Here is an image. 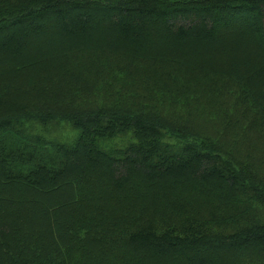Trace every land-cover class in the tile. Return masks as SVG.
<instances>
[{
    "label": "trees",
    "instance_id": "1",
    "mask_svg": "<svg viewBox=\"0 0 264 264\" xmlns=\"http://www.w3.org/2000/svg\"><path fill=\"white\" fill-rule=\"evenodd\" d=\"M0 264H264V0H0Z\"/></svg>",
    "mask_w": 264,
    "mask_h": 264
},
{
    "label": "rangeland",
    "instance_id": "2",
    "mask_svg": "<svg viewBox=\"0 0 264 264\" xmlns=\"http://www.w3.org/2000/svg\"><path fill=\"white\" fill-rule=\"evenodd\" d=\"M94 99H96L97 101L100 100V98H96V97H94L91 100H94ZM232 101H235V100L233 99ZM102 102H103V99L101 100L100 104ZM155 104H156V107L161 112L163 108H170L171 110H174L175 108V106L173 104H169L167 100L156 101ZM232 105L234 106V103H232ZM219 108L220 106L215 107L209 112V116L211 118L210 123H209L210 126H213L216 124H223V121L224 122L229 121L231 124L235 122H239L240 124H249L251 120L250 116H247L244 113L241 114L239 112H236L235 114H233L231 118H229L228 115L220 117L217 115V110ZM228 108L229 107L227 108L223 107L225 111ZM229 110L230 112H234V107L230 108ZM167 114L168 113L166 112L165 116ZM184 115L185 113L182 114V116ZM172 121H174V119ZM27 125H28V129L30 130V134L41 136L42 140L45 142L46 145L51 142H60L66 145H72L75 143V141L77 140L79 136V131L69 121H65V120H53L45 124L35 122V123H29ZM205 126H207V124ZM243 139H247V138H243ZM134 141L135 139H134L133 132L127 131L124 133H120L113 138L102 139L99 141V143L103 150L110 152L116 156H120L122 154V151L125 150ZM239 143H240V150L239 151L237 150V151L241 153H246L249 151V149L256 146V145H252L249 147V144L245 141H239Z\"/></svg>",
    "mask_w": 264,
    "mask_h": 264
}]
</instances>
